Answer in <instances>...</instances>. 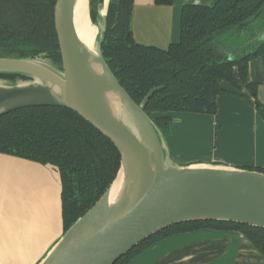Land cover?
<instances>
[{
	"label": "trees",
	"instance_id": "obj_1",
	"mask_svg": "<svg viewBox=\"0 0 264 264\" xmlns=\"http://www.w3.org/2000/svg\"><path fill=\"white\" fill-rule=\"evenodd\" d=\"M55 1L0 0L1 58H34L46 53L60 63ZM173 1L154 0V4L170 6ZM132 6L133 0H110L102 57L135 103L140 104L150 89L161 87L144 111L149 117L159 114L153 121L164 135L172 122L169 113L214 115L217 97L235 94L223 89L222 83L238 91L241 86L245 88L248 101L264 122V106L256 96L258 84L247 81L248 63L258 57L264 59V40L256 38V32L264 27V0L185 5L179 41L166 49L134 41ZM91 16L95 18L94 12ZM225 38V43L230 41L227 45ZM237 38L241 43L237 44ZM234 42L236 45L230 46ZM0 78L14 80L16 76ZM0 154L57 169L63 232L100 198L119 167V155L112 143L76 113L59 107L24 108L0 116ZM248 170L264 174V168ZM204 229L238 232L264 258V230L232 222L201 221L168 227L114 264H127L153 243L172 235Z\"/></svg>",
	"mask_w": 264,
	"mask_h": 264
},
{
	"label": "water",
	"instance_id": "obj_2",
	"mask_svg": "<svg viewBox=\"0 0 264 264\" xmlns=\"http://www.w3.org/2000/svg\"><path fill=\"white\" fill-rule=\"evenodd\" d=\"M86 1L87 20L97 29L94 48L78 38L75 0H56L53 17L60 63L46 53L0 57V75L16 76L0 78L8 83L0 85V116L32 107L65 108L107 138L119 155L117 173L104 193L38 264H114L149 237L182 223L232 222L264 230V174L176 163L166 135L144 111L161 87L150 89L140 104L130 98L102 57L110 0ZM256 38L264 40V34ZM111 94L119 106L117 115L111 109ZM114 185L117 197L110 202Z\"/></svg>",
	"mask_w": 264,
	"mask_h": 264
},
{
	"label": "crops",
	"instance_id": "obj_3",
	"mask_svg": "<svg viewBox=\"0 0 264 264\" xmlns=\"http://www.w3.org/2000/svg\"><path fill=\"white\" fill-rule=\"evenodd\" d=\"M217 0H133L130 29L136 43L166 49L180 38L185 5L211 6ZM264 34V27L256 32ZM247 81L257 83L264 106V59L248 63ZM239 85L240 82L237 78ZM217 97L214 115L172 112L167 144L179 165L196 163L242 169L264 168V122L241 86ZM159 116V114H156ZM63 234L58 171L26 159L0 154V264H38ZM127 264H264L242 234L198 230L157 241Z\"/></svg>",
	"mask_w": 264,
	"mask_h": 264
},
{
	"label": "bare ground",
	"instance_id": "obj_4",
	"mask_svg": "<svg viewBox=\"0 0 264 264\" xmlns=\"http://www.w3.org/2000/svg\"><path fill=\"white\" fill-rule=\"evenodd\" d=\"M87 1L86 0H75V8H74V23L77 31L78 38L85 43L89 49L94 48V36L96 35L97 29L90 25L87 17H86V6ZM95 56V53H92V57ZM93 69L97 72H100V68L98 65H95L92 63ZM111 109L113 113L116 115L120 113L119 106L117 104V100L114 97V95L108 96ZM117 188L116 185H114L111 189L110 193V202H113L117 197Z\"/></svg>",
	"mask_w": 264,
	"mask_h": 264
},
{
	"label": "rangeland",
	"instance_id": "obj_5",
	"mask_svg": "<svg viewBox=\"0 0 264 264\" xmlns=\"http://www.w3.org/2000/svg\"><path fill=\"white\" fill-rule=\"evenodd\" d=\"M93 1H96V0H93ZM114 1H116V0H114ZM260 22H261V21H258V20H257V22H256V23H258V24H259ZM232 39H233V38H232ZM239 39H240V38H237V39H236V41L238 42L237 44L241 43V42L239 41ZM225 40H226V38L224 39V43H225ZM232 41H233V40H232ZM227 42H228V43H227ZM227 42H226L224 45H227V44H229V42H230V41H229V39H228V41H227ZM235 45H236V43H235V42H234L232 45H231V43H230V46H232V47H234ZM7 84H8V83H6V82H4V81H0V85H7ZM152 116H153L154 118H155V117H157V115H156V114H153ZM166 138H167V135H166ZM166 141H167V139H166Z\"/></svg>",
	"mask_w": 264,
	"mask_h": 264
}]
</instances>
